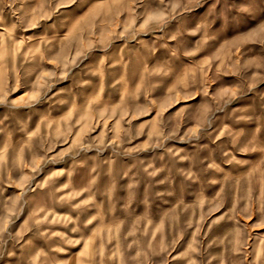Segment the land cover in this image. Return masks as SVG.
I'll return each mask as SVG.
<instances>
[{
  "label": "rangeland",
  "instance_id": "rangeland-1",
  "mask_svg": "<svg viewBox=\"0 0 264 264\" xmlns=\"http://www.w3.org/2000/svg\"><path fill=\"white\" fill-rule=\"evenodd\" d=\"M0 264H264V0H0Z\"/></svg>",
  "mask_w": 264,
  "mask_h": 264
}]
</instances>
